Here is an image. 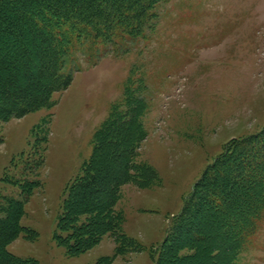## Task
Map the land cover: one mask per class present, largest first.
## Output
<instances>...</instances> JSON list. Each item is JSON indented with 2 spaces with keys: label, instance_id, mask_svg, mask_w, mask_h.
<instances>
[{
  "label": "rangeland",
  "instance_id": "rangeland-1",
  "mask_svg": "<svg viewBox=\"0 0 264 264\" xmlns=\"http://www.w3.org/2000/svg\"><path fill=\"white\" fill-rule=\"evenodd\" d=\"M162 14L148 40L126 52L108 50L96 64L84 61L70 87L54 96L52 108L0 121V196L20 198L22 192L21 186L3 181L5 173L41 183L22 219L32 232L13 242L10 252L40 264H98L115 255L108 235L89 251L71 256L58 242L57 219L66 186L82 173L95 131L124 97L134 67L144 71L150 89L139 161L156 171V180L148 187L122 188L118 209L124 231L144 249L110 264H153L151 249L163 242L206 169L230 142L264 128V0H171ZM0 33H6L2 21ZM1 36L0 55L7 54L9 65L21 59L29 70L18 68L22 77L41 74L37 39L27 33ZM110 138L115 142L107 149L115 151L114 162L116 155L126 154L125 142L119 135ZM106 193L97 197L106 199ZM200 221L206 242H196L200 255L195 264H229V242L218 219L203 213ZM212 248L221 249L220 258L210 256ZM241 264H264V226Z\"/></svg>",
  "mask_w": 264,
  "mask_h": 264
},
{
  "label": "trees",
  "instance_id": "trees-1",
  "mask_svg": "<svg viewBox=\"0 0 264 264\" xmlns=\"http://www.w3.org/2000/svg\"><path fill=\"white\" fill-rule=\"evenodd\" d=\"M170 1L0 0V21L6 23V33L0 35L22 38L27 33L32 40L37 39L35 55L43 61L41 74L33 78L28 75L26 61L19 59L9 65L7 54L0 55V121L52 108L54 96L70 87L84 61L96 64L108 50L126 52L132 44L155 34L162 10ZM19 48L25 51L23 46ZM18 68L28 73L22 77ZM124 90V97L95 131L93 152L82 173L66 186L57 219L58 242L71 256L89 251L108 235L113 238L115 255L102 258L98 264H110L117 256L144 249L124 231L118 203L125 185L143 188L156 180V171L139 161L138 149L147 136L143 117L150 108L147 76L140 66L132 69ZM116 135L124 139L126 154L116 155L111 162L115 151L107 148L115 142L110 137ZM44 139L47 143V136ZM27 177L18 180L6 173L3 177V181L21 186L22 192L20 198L0 196V264H40L9 250L25 232H32L22 225V219L26 203L41 183ZM101 191L107 192L106 199L97 197ZM203 213L218 219V227L229 242V264H241L264 226V128L230 142L206 169L163 242L151 249L153 264L198 261L196 242H206L200 232ZM221 255V249L212 248L210 256L218 259Z\"/></svg>",
  "mask_w": 264,
  "mask_h": 264
}]
</instances>
